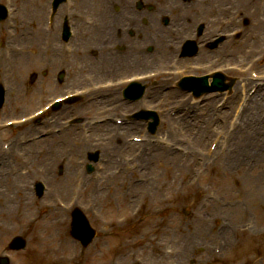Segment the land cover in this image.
<instances>
[{
	"label": "rangeland",
	"instance_id": "rangeland-1",
	"mask_svg": "<svg viewBox=\"0 0 264 264\" xmlns=\"http://www.w3.org/2000/svg\"><path fill=\"white\" fill-rule=\"evenodd\" d=\"M263 4H264V0H245L244 10L246 12L252 11V12H248L250 14V19L252 20L255 19L257 22H259L260 19H259L258 11L260 9V6L261 8L264 7L262 6ZM44 5L46 6V0ZM252 5H255V9H252ZM37 7L39 8V6ZM45 15H46V11L43 17L40 18L41 21L40 23L42 26H44L46 21ZM35 26H37V21L33 22L30 25V28L33 31V35L35 34L34 33L36 29ZM248 28L250 31L248 38L256 37L258 35L259 31L255 30L253 26L250 25ZM16 31H18V29H16ZM33 35L28 37L27 39L29 40L33 38ZM7 37L10 39L13 38V35L8 36L5 28L2 30V32L0 30V44L1 41L3 42V40H5ZM27 39L26 41L24 40V43L28 42ZM42 39H43V33L41 34L39 41L41 42ZM31 49L32 48H30L29 50ZM256 50H254L255 54H257ZM14 52H17L19 55H22V56L16 55L15 57L17 58H24L26 55H28L27 53H25L26 51H23V54L21 53V51L19 52L18 50L17 51L14 50ZM35 68L36 67L29 68V72ZM5 69H8V71H12V69H14V71L16 70L12 63L7 64L5 66ZM259 70L264 73V59H262L258 64L256 63L251 71L247 72L245 70V76H250V74L252 75L254 72L257 75L259 74L258 72ZM15 75L16 77H18V80L20 81L23 80L19 78L21 76L18 70H16ZM26 78H25L26 86L23 87V90H21V87L17 85L18 86L17 91L19 92V94L16 98L17 100L16 104L13 105V107H16L17 109V111L13 113V115L15 116H22L23 114L33 110L35 107L29 104L26 105V103L23 104L24 102H22L21 100V97H26L30 94L29 90L31 88L38 87L39 85L38 83L31 84L29 76ZM20 92L24 94L20 95ZM53 93L55 94V91ZM228 97H229V100L227 102L228 107L225 108L224 105L221 107L225 108V110L229 113L228 117L230 116L231 119L224 120V122L227 123L226 130L229 137L237 139L235 134L237 133V129H238L237 119H238V111H239L238 108L240 104L238 89L236 88V91H234V93L230 94ZM232 98L234 101L229 102L230 99ZM220 105H217V108H219ZM192 106H194L193 103L191 105L186 106L187 117H189L190 114V112H188L189 108H191ZM5 109L7 110V107ZM255 109L257 111V114H255L252 123L253 124L256 123L259 126L257 130L254 131L257 135H259L261 133H264V105ZM7 118L8 116H6V119ZM189 126L190 123H188L184 127H181L183 134L182 132H176L175 137L169 138L167 136H160L157 138L158 140L163 141L164 143H169L166 145H172L175 147H182L183 149H189V145L193 144L192 142H190V136L188 133ZM252 129L254 130L253 127ZM250 130L251 127H249L248 129L245 128V134L248 135V133H250ZM24 132H26L24 127L8 130V138L5 141H10L11 139H13L14 136L22 135ZM133 134L139 135V133L137 132H134ZM160 141L158 142L164 144L163 142ZM52 143L54 144L55 141H53ZM43 144L37 145V149L35 148L33 149L41 153V151L44 149ZM8 151L10 150H6V152ZM58 155L65 156L66 154L60 152L58 153ZM74 155H76V153ZM81 156L82 154H80V157ZM30 160L33 161V164L30 168L34 166L32 168V172L26 174L27 176L25 178L19 179V176L21 175H17V178H15L14 181H12L13 184H10L8 188L15 189L14 191H16V188L13 187L15 183L20 184L19 187L25 184L27 185L26 192L29 194V195L27 194V196L30 197V199L32 200H36V202H34V207L32 209L33 212L31 215L32 221L30 220L20 223L19 217H17V219H10V218L7 219L9 224H22V226L18 227L15 231L7 234H5L4 232L1 233L0 231V255L5 251L9 252L8 245L13 236L17 234H22L28 239L29 249L19 254L15 253L14 261L17 262L19 260V262H22V264H40L39 261L36 260V257L40 259L41 256V260L43 261L42 264H49L50 261L52 262L50 264H60V263H55L51 259H48V257L50 256L49 249L51 248L53 250H56L55 244L48 243V245L45 244L44 246H42L38 238L39 232L42 230V227H38V223L39 222L43 223L41 217L43 216L44 212L49 211V208L46 205L47 200L52 198L53 195L50 194L48 195V197L46 195L44 197L38 198L36 194H34V192H32L31 190L34 191L33 184L37 180L39 179L46 180V182L50 186L51 184L50 180L51 178L53 179V176L55 175L65 176L67 175V172L63 170L64 174L60 175L58 173V169H55L53 167V169L50 170L49 174L43 173L39 169L40 168L39 166L34 165L36 163V160L33 156L30 157ZM58 161H63V160L61 159V157H59ZM228 161L229 162L232 161L233 163L236 162L237 155L232 154L231 158H228ZM175 164H176L175 162L169 160L168 162H165L163 164H160L159 161L157 165L154 166L153 168L154 171H156V167H158L159 165H161L162 167L157 168L156 173L158 174L156 175V177L158 179L155 180L154 185L152 183L148 191L149 196L145 199V207L143 209V212H147L146 220L142 219L139 216L136 218L135 221L133 220L134 222H136V224L134 225L130 221L126 225H116V223H111V221H113L114 218L116 219L117 217L122 216L124 214H129V212H131V210L133 209L134 204L130 205L128 201H126L129 192L127 193L122 192V195L118 196L117 201H115L112 195L106 196L105 194L107 193V191L106 193L103 194L105 195V197L101 199L100 205L97 208L103 214V218L97 219L94 218L90 212L89 214L93 217V221L96 228H99L101 225L106 224V226L108 225V227H111V229L110 232L107 234H103L99 232V237L95 240V242L91 244L87 250H85L82 254L78 256L77 259L80 261V264H115L114 263L115 260L119 261L120 263L123 262V264H126V261L127 264H136L135 262L136 257H134L133 259L132 256V254H134L135 252H137V254H135L136 256H138L137 258L142 259L143 261L142 264H144L153 257L152 254L154 253L153 252L154 249H152L153 248L152 246L154 244H157L158 248L161 250L160 254H165L166 264H172L177 261L175 260L176 254L173 253V249L175 248L184 250L183 257L180 259V264L186 263L188 259L185 258L184 254L185 251L187 252L188 251L187 249L189 248L184 246L185 243L183 242V237L189 238L190 236H182V235L184 233L192 234L195 231V227L198 222L196 220L197 219L196 213L200 209L198 204L201 200V197H204V195L207 194L210 190L211 192H216L218 195H221L223 199L237 201V203L240 202V206L243 202L242 198L247 197L249 201L248 202L246 201L244 208L245 210H243V212L244 213L247 212V214H244L243 219L247 220L251 216V218L254 219V221L257 223V228L252 229L249 227L246 230H243L241 228L235 229V232L231 233L230 235L231 238L241 240L244 242V244L237 248L233 247L231 249H227L220 255V257L215 262H210L208 258V261L206 263L204 259H206L208 255L206 254L202 259V257H200V254L197 252L194 255L195 261L190 259L187 264H199V263L200 264H230V262L234 261L235 259H237L236 262L242 261V259L246 258L245 257L246 254L250 252H258L260 257L255 262L252 263L247 262V264H264V187L263 185L256 183V187L258 188L257 192H255L254 190L252 191V188L247 187L248 189L244 190V195L242 196V198L239 197L240 195H236L237 194L236 190L242 183L241 179L244 177V175L248 176L247 171L249 169L242 168L237 171L235 168L234 169L226 168V165L225 163H223L222 160L220 161V163L216 164V166L211 165V168L209 169L202 168L201 170H199V175L197 179H194L191 185L189 183L190 170L181 172L178 170V168H175L174 166ZM245 167H247V165ZM6 170L10 171V169H6ZM153 170L151 174L154 177ZM251 171L253 172L252 177L259 178L261 176V172H263L264 169L263 170L255 169ZM54 182L55 181L53 179L52 184H54ZM52 184H51V188L54 189ZM1 187H5V186H1ZM17 190H19L18 187ZM59 192L61 194L60 195L61 197L68 199L69 194H67L66 192L64 193H62L61 191ZM92 193L94 196L97 197V195L94 192H88L87 201L91 202L94 200V196L92 195ZM19 195L21 196L20 192ZM100 198L101 197H99L98 199ZM260 202H262L263 204H260ZM220 203H221L220 200L214 199L212 203L209 204V206L207 205V209H213L214 211H216V212H211V214H219L222 211H224ZM1 205L2 204L0 203V208H2ZM4 216H5L4 214L0 215V218H3ZM5 220L6 218L4 219V221ZM217 223H218V219L211 222L209 224V229L212 226L214 227ZM187 226L189 227V230L187 229ZM178 227H180L181 231L177 230ZM174 237L176 238L174 239ZM214 237L215 236L211 235V238L208 241H213ZM153 239L156 240L151 241ZM204 242H205L204 239L198 240L195 243L196 249L198 250L199 245L203 244ZM76 246L78 247L79 250L78 244H76ZM165 246L171 248L168 249L171 252V255L166 254V250L164 249ZM125 248L128 249L130 252V255L126 257L120 255L121 251ZM160 254L157 255L158 258H160L161 256ZM152 262L157 264L156 257H153Z\"/></svg>",
	"mask_w": 264,
	"mask_h": 264
},
{
	"label": "bare ground",
	"instance_id": "bare-ground-1",
	"mask_svg": "<svg viewBox=\"0 0 264 264\" xmlns=\"http://www.w3.org/2000/svg\"><path fill=\"white\" fill-rule=\"evenodd\" d=\"M32 1L28 0L27 1V5L26 8L28 9H32ZM40 15V13H39ZM42 15V13H41ZM26 20V21H25ZM25 20H22L20 22V27L23 29L22 31H24V33H28L29 31V27L27 26L28 24H30L29 22H31V19L26 18ZM259 25L262 26L263 23L259 22ZM40 26V25H38ZM41 28H37V33L40 32ZM245 44H247V40L244 41ZM236 49H238V51H240L241 49V45L238 44L236 46ZM245 55V53H244ZM83 65L81 63H77V66L74 68V70H76L77 74L75 76V78H73V81H80L81 77H80V70H78V66ZM103 74H100V76H102ZM87 82H89L91 80V77H86ZM86 83V81H85ZM49 88L53 89L54 86L49 85ZM264 104V99L262 101H258V99L256 98L252 104V107H250V109L245 113L244 117H245V121L244 124L246 127L251 125V118L253 117V115L257 112L255 108H259L260 105ZM76 115V114H74ZM166 115H168V113L166 112ZM169 116V115H168ZM139 127L140 123H137ZM247 129V128H246ZM209 132V131H208ZM103 136V138L101 137V139L103 141H100L102 143H104L105 145H107L109 139L107 134H101ZM100 135V136H101ZM105 135V136H104ZM117 136L119 138H117L118 140L120 139L121 142L111 145L108 144L109 146H107L106 148H103L104 153L106 156L111 157L112 162H115L117 164L120 165V163H122L124 161V159H128L129 156L136 154L138 151V146L139 144L137 143H130V141L127 139L126 135H118ZM122 137L123 140H122ZM245 136L242 135L241 138H239V140L235 143H233L231 150L233 151V154L238 156L240 155V157L242 159H245L247 157L249 158H256V160L264 162V152L263 151H258L257 148L252 147L253 143H255V134H251L249 136V138H246L244 143H241V141L243 140ZM72 144H76L79 145L81 144L83 141L77 140L76 137H70L69 138ZM254 140V141H253ZM243 142V141H242ZM82 147H85V149L88 152H91L92 150H94V145L92 143H89L87 141H84ZM255 144H258V142H256ZM35 145V144H33ZM30 145V148H33ZM140 147V146H139ZM63 147H59V149H62ZM33 152V149L30 150V154ZM7 155V154H6ZM3 156L1 159L3 160L2 162L7 163L9 160L7 158V156ZM48 156V154H46ZM47 156H39L38 154L35 156V160H36V165L35 166H39L40 170L43 173H47V171L49 170V163L48 161V157ZM160 159V163L163 164L165 162H168L169 160H171L170 158H167L163 156V154H159L157 155ZM51 157H53L55 159V154L53 152H51ZM161 158H164L163 160ZM173 162H175L176 164L174 165L175 168H178L179 171L183 172V171H188L191 170L189 169L185 162L182 160L181 157H179L178 159L174 160ZM67 169L69 170L70 175L76 171H78L79 167L77 166V164L73 163V162H69V164L67 165ZM32 169L28 171V173H31ZM39 173V171H38ZM26 175V173H24ZM25 175H21L22 178L25 177ZM7 178V177H6ZM4 178L1 181V186H5V187H1L0 186V200L3 201V212L0 211V215H5L3 218H0V231L1 233L4 232L5 234L10 233L12 231H15L18 227L22 226L21 224H9L8 223V218L10 219H17V217H19V222H25V221H29L31 220V215L33 212L32 209L34 207V203L32 201V199H30V197L27 196V192H26V187L27 185H22L21 187H19L20 184L15 183L14 188H16V191H14L15 189H7V183L5 181ZM52 181V180H51ZM53 182V181H52ZM72 181H70V179L66 180L63 182L62 186H56L54 187V189L60 190L62 192H66L67 194H69L71 196V192H72ZM125 181L124 180H119L117 184H124ZM246 183L249 184H254V183H259L261 185H263L264 187V180L258 179V178H254L251 177L249 179L246 180ZM18 184V185H17ZM116 185V183H115ZM7 186V187H6ZM17 187L19 190H17ZM117 188V186H115ZM134 189H139V188H135ZM253 190L255 192L258 191V188L256 186L253 187ZM14 191V192H13ZM118 191V189H117ZM18 192L21 193V196L19 195L18 197L15 196V194ZM56 192V190H53V193ZM70 192V193H69ZM29 195V194H28ZM242 210V209H240ZM238 211V210H237ZM57 211H55L54 209V216L52 217H56ZM242 214V212H237V214ZM51 214H49L48 217H50ZM6 218V220L4 221V219ZM38 226L42 227V230L39 232V240L43 241L44 244H46L48 241L52 242L53 244H55L56 246V250L53 249H49V257H52V259L55 262L58 263H62V264H67L68 262H70L69 260L72 259L73 256H75L76 254V248H75V243L68 238V236L66 235L65 232H63V227H62V220L61 218H51L48 220H44L43 223L39 222ZM178 231H181L180 227L177 228ZM209 230V226L207 223H202L201 224V229H200V234L195 235V234H191L189 233V235L186 236H190L189 238L187 237H183V242L185 243L184 246L189 248L187 249L188 251H185V258L186 259H195L194 255L196 253V247H195V243L199 240V239H210V235L208 233ZM62 231V234H61ZM227 240V239H224ZM186 241V242H185ZM228 242H231L230 244H233V241L228 239ZM189 243V244H188ZM153 247V248H152ZM152 247L153 252V256L156 257V262L157 264H164L165 263V256L160 254V258H158L157 255H159L160 253V249L158 248L157 244H154ZM151 249V252H152ZM65 250L67 253L62 254L61 251ZM207 251H200V255H204ZM195 261V260H194ZM127 263V261H126ZM185 264V263H182Z\"/></svg>",
	"mask_w": 264,
	"mask_h": 264
}]
</instances>
